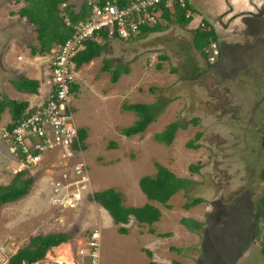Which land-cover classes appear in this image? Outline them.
I'll return each mask as SVG.
<instances>
[{
    "label": "rangeland",
    "instance_id": "1",
    "mask_svg": "<svg viewBox=\"0 0 264 264\" xmlns=\"http://www.w3.org/2000/svg\"><path fill=\"white\" fill-rule=\"evenodd\" d=\"M262 1L235 0L237 9L229 11L234 19L240 16L243 25L235 23L230 27L236 31L234 35L218 29L219 37L234 40L235 50L237 40L240 44L246 43L240 53L237 51L239 56L230 50L233 61L227 70L208 68L207 57L194 48V28L198 22L194 23L193 17L197 16L192 12L187 25L177 23L174 16L169 21L161 16L156 23L162 26L159 30L129 39H107L105 50L98 58L82 65L80 70L74 68L78 86L74 99L75 122L86 128L87 148L71 157H64L61 148L52 149L44 153L38 163L28 166L29 173L35 174L36 179L27 195L0 206V264H6L8 257L27 245L36 234L70 233L73 238L63 244L76 248L81 245V237L93 228L101 229V264H148L151 260L155 264H229L242 247L237 237L239 233L245 235L242 226L253 232L254 243L251 255L243 264H264L260 249L264 219L259 213V201L264 195V181L260 177L264 165L261 147L264 136ZM68 2L71 4L73 0ZM23 3L24 0H0V64L2 43L15 31V36L24 34L21 26L8 25L22 20L18 13L12 12ZM261 4L256 16H245L241 12L255 10ZM219 21L220 25L224 24ZM24 25L31 34L27 45L38 48L35 27L29 22ZM246 36L247 42L244 41ZM205 51L208 53L209 46ZM21 53L31 60L22 72L41 80L37 94L41 101L49 91L48 63L45 58L34 59L28 46L23 45ZM104 62L111 69L128 67L129 73L121 74L116 83H111L110 72L102 71ZM2 73L0 68V95L2 84L10 81L4 80ZM156 101L166 103L156 121L142 134L130 137L121 134L122 127L137 119L135 113L122 109L123 103ZM30 102L37 104L34 100ZM7 114L8 123L10 114ZM5 117L4 111L3 123ZM193 118L198 119L197 125L190 123ZM2 121L0 182L4 184L10 182L22 165L10 150V140L4 137L7 123L2 125ZM173 121L188 124L187 128L178 129L170 145L155 141L154 134ZM197 132H201V136L194 142L199 147L187 148L186 143L193 140ZM8 161L13 168L4 169ZM80 161L85 164L88 181L81 190L80 200L71 207L65 205L53 189L57 181L65 185L75 180L72 167ZM155 161L192 182L171 197L169 208L153 202L161 211L159 221L149 226L137 223L131 216L126 224L128 234H120L108 212L90 201L89 195L114 187L122 192L126 205L141 206L149 202L138 182L143 175L155 174ZM191 164L198 169L192 171ZM71 189L70 192L75 191L74 184ZM193 198H201L202 202L186 208L185 204ZM184 218L199 223L200 228L188 229L181 223ZM149 228H153L154 233H150ZM162 233L168 236H159ZM63 244L47 250L44 258L34 264H53L57 254L63 258ZM145 249L151 251V258Z\"/></svg>",
    "mask_w": 264,
    "mask_h": 264
},
{
    "label": "trees",
    "instance_id": "2",
    "mask_svg": "<svg viewBox=\"0 0 264 264\" xmlns=\"http://www.w3.org/2000/svg\"><path fill=\"white\" fill-rule=\"evenodd\" d=\"M119 6H125L129 0H115ZM63 2L68 0H27V4L22 7L18 14L23 17L26 16L32 24L39 25V39L41 41V47L39 51L41 54L44 51L50 50V44L55 42L58 46L61 45L73 35L75 28L74 25L87 16L89 9L87 2L84 3L79 14H74V3H69L64 8L66 14L70 20L71 25H67L64 22V18L60 14V6ZM105 0H99V3H104ZM72 5V6H70ZM161 16L167 21L171 19V16L175 17L177 23L181 25H187L192 17L186 16L188 11H195V9L186 0L184 6L174 2L171 7L165 6L163 3L158 6ZM205 26L198 27L194 30L193 46L196 50L200 51L204 58L207 57L205 48L212 42H216V34L212 26L204 20ZM162 26L160 24H154L148 26L142 24L140 26V34L153 32L159 30ZM209 27V28H208ZM108 39L107 32L99 31L98 36H93L84 41V47L78 51L73 57V62L76 69H79L82 65L89 63L95 58H98L105 50V41ZM102 71L110 72L111 83H116L121 74L129 73L128 67H116L111 69L107 62H104ZM49 72V67H48ZM12 85L21 92L33 93L38 92L40 80L30 79L24 76H19L17 79L12 80ZM77 85L74 83L71 86V90L75 92ZM152 90V89H151ZM166 106V103L154 102H135V103H123L122 109L125 111H131L136 114L137 119L132 124L122 127L120 132L122 135L130 137L137 134H142L147 127L156 121L157 117L162 113ZM8 107L11 115V123H9L5 130L12 133L13 129L17 127L20 122L27 116L34 108L28 106L27 101H17L3 97L0 99V115L4 109ZM190 123L193 125L198 124V119L193 118ZM188 124H180L177 121L168 123L165 128L154 134V140L160 144L170 145L174 139V136L178 129H186ZM79 138L81 140V148L85 150L87 144L85 142L87 138L86 128L80 127ZM201 136V132H197L194 139L186 143L187 148L197 149L199 147L196 142ZM261 147L264 149V136L261 140ZM154 166L156 172L153 175H143L139 179V187L147 198V203L141 206H130L124 204V195L114 187L94 191L89 195V200L99 204L104 208L115 225H117V231L120 234H128L129 230L126 224L129 223L132 216L137 223L153 225L161 218L160 209L153 204V202L160 203L166 208L170 205L168 201L173 195L178 193L182 189H186L191 180L184 177L177 176L167 166L155 161ZM190 169L196 171L198 166L191 164ZM261 179L264 181V165L260 173ZM36 179L35 174L29 173V168H23L17 171L10 183L7 185L0 184V206L7 203L15 202L23 198L29 192L31 186ZM202 202L201 198H193L191 201L185 204L186 208L194 206ZM260 215L264 219V195L260 198ZM181 223L190 230H198L200 224L191 219H181ZM150 233H154L153 228H149ZM159 236L166 237L168 234L162 233ZM73 235L67 232L60 233H47L36 234L29 239L27 245L18 248L12 253L6 264H34L35 262L44 258L47 250L54 246H58L61 243L71 240ZM261 253L264 257V239L261 241ZM146 254L151 258L152 253L150 250H144ZM148 264H155L152 260Z\"/></svg>",
    "mask_w": 264,
    "mask_h": 264
},
{
    "label": "built area",
    "instance_id": "3",
    "mask_svg": "<svg viewBox=\"0 0 264 264\" xmlns=\"http://www.w3.org/2000/svg\"><path fill=\"white\" fill-rule=\"evenodd\" d=\"M125 6H119L115 0H105L100 4L96 0H88L89 12L84 20L78 21L75 31L64 43L57 46L48 60L49 77L47 84L50 89L45 100L34 108L12 133H4L11 142L10 150L16 154L22 168L38 163L44 153L52 149L64 151V157L73 156L75 152H82L79 128L75 122L74 99L75 92L71 90L75 83L73 71L75 68L73 57L83 49L84 41L98 36L99 31H106L108 39H129L140 33V26H152L161 17L158 6L164 4L171 7L174 2L184 6L186 0H129ZM67 2L61 4L64 22L71 25L66 14ZM191 11L186 13L190 15ZM204 24L201 23V26ZM207 51V50H206ZM215 42L209 45L207 61L213 63L218 56ZM72 183L63 185L57 181L54 193L60 197L65 205L74 207L81 198V190L85 189L88 172L85 164L80 161L72 167ZM75 191L70 192L71 185ZM62 185V186H61ZM101 229L93 228L81 237V245L69 248L68 254L62 258L57 254L53 264H101L100 254Z\"/></svg>",
    "mask_w": 264,
    "mask_h": 264
},
{
    "label": "crops",
    "instance_id": "4",
    "mask_svg": "<svg viewBox=\"0 0 264 264\" xmlns=\"http://www.w3.org/2000/svg\"><path fill=\"white\" fill-rule=\"evenodd\" d=\"M88 0H86L85 2H87ZM99 1V0H96ZM188 3L195 9V11L192 12V15L197 16V17H193L194 23L198 22L196 24L195 27H199V25H201V23H203L202 21H207V22H213L212 25L214 27H216L215 24V20L218 17H221L222 20L226 19L227 17L231 16V12L228 14V16L224 17V14L228 11L227 7L229 8V6H232V10L233 9H237L234 5V1L235 0H187ZM19 2V1H18ZM74 3V1H73ZM27 4V0H24L23 5L16 11V12H12V14H16L18 13V11L24 7ZM75 7V5H74ZM195 12H199L200 14H197ZM197 14V15H195ZM17 15V14H16ZM20 19L22 20H16L15 21H11L8 25L9 26H21L23 28V36H15L16 31L14 33H11L10 37H8L3 43H2V54L3 57H1V64H0V68L3 69V77H5L4 80H10L7 83H3L2 87H3V93L0 95V99H2L3 97H7L9 99H13V100H17V101H27L28 102V106L29 107H34L37 104H40L43 100L46 99V97H44L41 101L39 100L38 97V92L36 94L33 93H27V92H21L18 91L13 85H12V80L17 79L19 76H24L30 79H37L40 80L39 78L35 77V76H31L26 74L25 72H22V69H26L27 68V63H29L31 60L29 57H27V55L21 53L22 49H23V45L28 46L30 49V55L34 56V59H42L45 58L47 63L51 53L53 52V50L56 49V47L58 46L55 42L50 44V50L49 51H44L43 54L40 53L39 51V47H41V41L39 39V25H34L31 23V21L26 17L23 16L21 17L19 14L17 15ZM223 17V18H222ZM33 25L36 29L37 32V40H38V48H35V46L33 45H27L28 39L29 37H31L30 31H28L25 28L24 23H28V22ZM235 21V20H234ZM17 23V24H16ZM190 23V22H189ZM188 23V24H189ZM204 26V25H203ZM9 28V27H7ZM13 28V27H12ZM1 29V28H0ZM11 30V28H9ZM196 28H194L195 30ZM13 30H18L16 28H14ZM22 29H19L18 31H21ZM22 32V31H21ZM22 34V33H21ZM140 34V33H139ZM17 35V34H16ZM138 36V35H137ZM136 36V37H137ZM26 41V42H25ZM6 43V44H5ZM5 44V46H4ZM49 54V55H48ZM42 55V56H39ZM45 55V56H44ZM91 62V61H90ZM81 68V67H80ZM79 68V70H80ZM16 70V71H15ZM8 73L7 76H5L4 74ZM15 76V77H12ZM41 81V80H40ZM47 81V80H46ZM75 84H77V82L75 81ZM40 86V85H39ZM78 87V86H77ZM39 89V87H38ZM50 89V87H49ZM18 98V99H15ZM20 99V100H19ZM31 101H37V104H32ZM5 111L6 113V117H5V122L3 123L2 121V113ZM4 111L1 113L0 115V122L2 121V125L7 123V118H8V114L7 112L10 114L8 107H6L4 109ZM10 117V121L6 124V126L11 123V115ZM5 126V128H6ZM10 161V160H9ZM9 161L7 162V164L5 165L4 169H10L13 168ZM5 164V163H4ZM4 164L2 166H4ZM10 165V166H9ZM170 169V168H169ZM17 171L14 172V174L11 176V178L9 179V181H11V179L13 178V176L15 175ZM1 181V180H0ZM8 183H1V185H7ZM147 199V198H146ZM8 204V203H7ZM100 206V205H99ZM104 209V208H103ZM110 217V215H109ZM110 220L112 221V218L110 217ZM47 234V233H46ZM63 244V243H61ZM52 248H56V246L52 247ZM15 252V251H14ZM13 252V253H14Z\"/></svg>",
    "mask_w": 264,
    "mask_h": 264
},
{
    "label": "flooded vegetation",
    "instance_id": "5",
    "mask_svg": "<svg viewBox=\"0 0 264 264\" xmlns=\"http://www.w3.org/2000/svg\"><path fill=\"white\" fill-rule=\"evenodd\" d=\"M264 2V0L262 1V3ZM263 6V4L261 5H257L256 8H254L255 10H242L241 12H243V14L246 16V15H254L256 16L257 14V10H260V7ZM232 6H229L228 8V11L224 14V17L228 16V14L230 13L229 9H231ZM239 16V15H238ZM223 18V17H222ZM223 21L224 24H221L220 25V21ZM237 20V22L235 21ZM215 24H216V27H214L212 25L211 22H208V24L210 26H212V28L214 29L215 31V34H216V42L215 44L217 45L218 47V56H217V59L215 62L213 63H210L208 61H206V66L208 68H212V69H219V70H227V68L231 65V62L233 61V58H232V54H231V51L230 50H234V52H241V48L242 46H244L246 43L243 42V44H240V42L237 40V43L238 44V49L235 50L233 45H234V40H228L227 36L226 37H219V33L221 34V32L218 30H225L226 32H231L230 35H234V33L236 31H233V29L231 30V26L233 27V25L236 23V24H242L243 25V22L242 20L240 19V16L239 18H233L232 16H229L227 17L226 20H222L221 17H218L215 21ZM218 25V26H217ZM209 28V27H208ZM229 28V29H228ZM223 32V31H222ZM224 34V33H223ZM227 38V39H226ZM248 36H246L244 38V41H248ZM233 52V53H234ZM236 53L238 54L239 56V53ZM207 60V59H206ZM242 229H243V232L245 235H243L242 233L238 234L237 237L240 239V241L242 242V247L238 253V256L233 260L231 261L229 264H235L238 260V258L242 255V253L251 245L252 243V231H250L248 228H246L245 226H242ZM247 233V234H246ZM207 245V244H206ZM204 249H205V245H204Z\"/></svg>",
    "mask_w": 264,
    "mask_h": 264
},
{
    "label": "water",
    "instance_id": "6",
    "mask_svg": "<svg viewBox=\"0 0 264 264\" xmlns=\"http://www.w3.org/2000/svg\"><path fill=\"white\" fill-rule=\"evenodd\" d=\"M73 1H74V5H75L74 14L77 15L80 13V11H81L86 0H73ZM253 247H254V243H251V245L238 258V260L235 264H243L251 255Z\"/></svg>",
    "mask_w": 264,
    "mask_h": 264
},
{
    "label": "bare ground",
    "instance_id": "7",
    "mask_svg": "<svg viewBox=\"0 0 264 264\" xmlns=\"http://www.w3.org/2000/svg\"><path fill=\"white\" fill-rule=\"evenodd\" d=\"M62 246V245H61ZM60 248H62V247H60ZM63 252L65 253V254H68V251H69V248H68V244H63Z\"/></svg>",
    "mask_w": 264,
    "mask_h": 264
}]
</instances>
